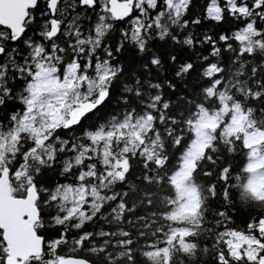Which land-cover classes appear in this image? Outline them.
<instances>
[{"label":"snow or ice","instance_id":"obj_1","mask_svg":"<svg viewBox=\"0 0 264 264\" xmlns=\"http://www.w3.org/2000/svg\"><path fill=\"white\" fill-rule=\"evenodd\" d=\"M0 264H264V0H0Z\"/></svg>","mask_w":264,"mask_h":264}]
</instances>
